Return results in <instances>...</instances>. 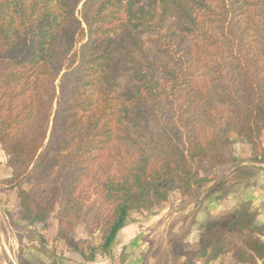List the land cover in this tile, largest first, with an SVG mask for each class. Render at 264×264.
<instances>
[{
	"label": "trees",
	"instance_id": "1",
	"mask_svg": "<svg viewBox=\"0 0 264 264\" xmlns=\"http://www.w3.org/2000/svg\"><path fill=\"white\" fill-rule=\"evenodd\" d=\"M262 124L264 0H0L2 182L85 262L73 224L108 251L131 212L216 180L192 164H232L231 136L258 157ZM257 232L224 243L239 264H264Z\"/></svg>",
	"mask_w": 264,
	"mask_h": 264
},
{
	"label": "rangeland",
	"instance_id": "2",
	"mask_svg": "<svg viewBox=\"0 0 264 264\" xmlns=\"http://www.w3.org/2000/svg\"><path fill=\"white\" fill-rule=\"evenodd\" d=\"M259 146V155L254 158L244 140L231 136L226 154L234 163L221 168L226 172L218 175L215 171L219 167H210L201 159L194 160L192 166L199 176L215 177L218 181L209 189L207 185L192 188L186 196L172 191L168 201L153 210L131 212L126 223H142L143 229L131 239H115L108 251L101 248L100 232L89 234L84 224H73L71 240L93 254L92 262H85L58 238L55 213L40 222L23 216L17 188L10 189L2 182L10 177L11 170L0 148V264H18L20 250L25 264H224L228 260L224 243L235 241L240 232H257L254 214L257 209L264 210V124ZM18 187L27 189L28 180L21 181ZM215 187L218 190L225 187L222 190L227 192L211 195ZM230 193L242 195L235 211L222 205L217 207L219 197ZM91 200L96 197L92 196ZM211 202L216 209L209 210L203 223L198 225V212L206 213ZM193 230H197L195 237H192Z\"/></svg>",
	"mask_w": 264,
	"mask_h": 264
},
{
	"label": "crops",
	"instance_id": "3",
	"mask_svg": "<svg viewBox=\"0 0 264 264\" xmlns=\"http://www.w3.org/2000/svg\"><path fill=\"white\" fill-rule=\"evenodd\" d=\"M233 163H234V159H233ZM223 167L224 166L219 167L218 169H216L215 174L218 175L220 173H225L226 171L221 170V168H223ZM217 181H218V179L217 180H214V181H212L210 183L203 184V185L204 186L207 185V188L209 189V188H211L213 186L212 184L213 183L215 184V182H217ZM203 185H199V186L200 187H203ZM199 186H197V187H199ZM197 187H193L192 190H195ZM224 188L225 187H223L222 189H224ZM222 189H219L218 190L217 187H215V189H211L210 193L213 192V191H215V192L214 193H211V195H216V193L218 194L219 192L225 193L226 190H222ZM210 193L208 194L207 197H209ZM241 196L242 195H240L239 193L238 194H232V193H230L228 195L221 196V197H219V201H218V203H220V204H218L217 207H220L219 205H222V206H226L227 208H233V210L235 211L234 208H235L236 205H238V200H242V199H240ZM216 198H215V200H216ZM204 201H206V199ZM256 206H257V208L260 207L259 203H256ZM262 207L264 208V206H262ZM213 208L216 209V207H214V205H213V202H211L210 207L207 209V212L206 213H205V211L198 212L197 220H196L197 223H198V225L201 224V223H203V221L205 220V217H206L208 211L211 210V209H213ZM254 215H255V219H256L255 221H256V224H257V225H255V227L258 228V227H260L261 225L264 224V210L260 211V210L257 209V212ZM142 226H144L142 223L141 224H139V223H133V222H130L128 224L126 223L124 225V227L117 233L115 239L116 240H117V238H119V240L131 239L132 237H135L136 236V234L140 231V229H141ZM142 229H143V227H142ZM196 232H197V230L196 231L193 230L192 237H195L196 236L195 235ZM246 232H251V231H246ZM255 235L258 236L259 233L256 232ZM261 237H262V239H264V236H261ZM227 256H228V260L224 264H239L237 262L238 256L237 255L235 256L233 254V252H228Z\"/></svg>",
	"mask_w": 264,
	"mask_h": 264
}]
</instances>
